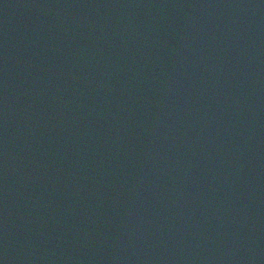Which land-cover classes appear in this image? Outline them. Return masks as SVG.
I'll use <instances>...</instances> for the list:
<instances>
[{
  "label": "water",
  "instance_id": "95a60500",
  "mask_svg": "<svg viewBox=\"0 0 264 264\" xmlns=\"http://www.w3.org/2000/svg\"><path fill=\"white\" fill-rule=\"evenodd\" d=\"M0 264H264V0H0Z\"/></svg>",
  "mask_w": 264,
  "mask_h": 264
}]
</instances>
